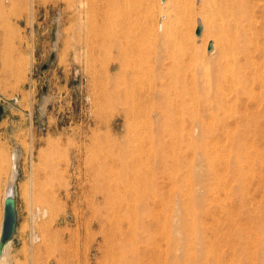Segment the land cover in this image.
<instances>
[{"label":"rangeland","instance_id":"obj_1","mask_svg":"<svg viewBox=\"0 0 264 264\" xmlns=\"http://www.w3.org/2000/svg\"><path fill=\"white\" fill-rule=\"evenodd\" d=\"M3 1L0 234L13 170L17 223L0 264H65L63 242L78 264H164L157 217L186 232L199 224L187 242L204 249L171 248L175 264H264V122L239 134L254 162L242 197L229 191L237 180L224 182L228 197L197 193L190 146L223 36L206 24L208 0H128L139 7L118 36L105 0H34L33 22L30 0ZM219 127L204 137L215 158L229 152Z\"/></svg>","mask_w":264,"mask_h":264},{"label":"bare ground","instance_id":"obj_2","mask_svg":"<svg viewBox=\"0 0 264 264\" xmlns=\"http://www.w3.org/2000/svg\"><path fill=\"white\" fill-rule=\"evenodd\" d=\"M73 1L74 0H72V2ZM127 1L128 0H105V3L112 4V8H109L108 13L105 14L104 17L109 23L117 27L115 30L116 36L122 34L123 28L131 23V20L134 18L132 16L134 10H137L139 7L133 5L130 9L126 8L125 4ZM77 2L81 5L85 4L86 0H78ZM162 2L166 3L167 0H162ZM198 2H200V0ZM208 2L210 18L205 20L206 24L207 26L219 29L223 36L221 39L219 56L213 62V65L205 70V73L208 76L206 87L209 88V96L207 101L202 104L203 110L201 116H197L195 122V126H197V135L190 146L194 151L197 161L195 162L197 164V166L195 165L197 171L195 179L199 186L197 193L200 197L204 190L205 192L211 193L217 192L218 194L216 197H221V194L224 195V197H228L229 191L232 190V195L236 192V196L242 197L244 194L243 188L251 177L249 176L252 169H250V166L253 165L254 162L251 159L250 154L243 151L245 144L241 141L239 134L252 131L261 133L262 124L264 122V2L255 3L254 0H208ZM29 3L31 4V10H29V13L31 11V14L29 18L31 19L30 21L33 22L34 0H30ZM3 4L4 1L0 0V11L4 8ZM149 5L150 2L147 1V10ZM77 12L79 13V11ZM81 16L83 18V15ZM77 22L79 21L77 20ZM7 68L11 72H17L20 67L18 63L11 61ZM138 109H140V107ZM130 111L131 113H134L136 110L131 107L127 109V112L130 113ZM168 111L167 106H165L166 116H169ZM162 115H164V113ZM206 117L208 118L207 120H209L208 122L204 119ZM210 120H212V124H209ZM218 124L222 127L225 135L228 136L230 144L228 146V155L216 151L217 155L221 154V156L215 158L210 154H206L207 143L205 142L206 138L204 137L209 131L210 133L216 131ZM32 149L31 146V150ZM33 163L32 158V169ZM218 165H220L221 169ZM245 166L248 167L247 171L244 170ZM1 170L2 163L0 162V172ZM11 174V180L8 182L6 186L7 188L5 189L6 195L10 193L13 188L12 180L15 175H17V172L13 170ZM229 180H237V190L231 186L228 191L224 182H228ZM198 199L200 200V198ZM224 205L225 207L222 209L228 214L229 208L226 204ZM112 210L113 212L116 211L115 208H112ZM31 213L33 212L31 211ZM113 216L116 217L114 213ZM155 221L164 228L165 232H163V235H165V238L167 239L166 248L160 250L159 254H157V256L161 255V251H163L164 255L166 254L164 264H175L169 251L171 248L182 247L186 250L187 246L189 248L194 246L197 247V249L199 248V250L204 249L201 238L193 241L194 243L187 242V239H190L194 235L196 238L200 236V232L197 231V226L199 224H192V226L188 228V232H186L184 226L177 223L175 226L171 225L166 217H157ZM174 233H177L179 236L177 243L175 239H173V241L170 239V234ZM33 234L31 235V243L35 242L33 241L35 236H33ZM36 237H38V235ZM63 243H61L59 247L57 262L78 264L74 259L77 255V251H69ZM209 245L211 247L210 249L213 250V243L211 242ZM262 245L264 246V242H262ZM70 248L72 249V247ZM245 254H248V252Z\"/></svg>","mask_w":264,"mask_h":264},{"label":"water","instance_id":"obj_3","mask_svg":"<svg viewBox=\"0 0 264 264\" xmlns=\"http://www.w3.org/2000/svg\"><path fill=\"white\" fill-rule=\"evenodd\" d=\"M202 25L199 24L196 33L201 34ZM212 42H209L208 49H212ZM17 223V212H16V200L13 194V188L10 193H8L4 200V214H3V223L0 234V257L4 251V248L8 241L14 234Z\"/></svg>","mask_w":264,"mask_h":264}]
</instances>
